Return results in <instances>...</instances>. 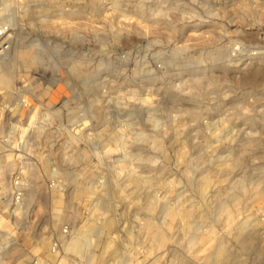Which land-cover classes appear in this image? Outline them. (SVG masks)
<instances>
[{
  "label": "rangeland",
  "instance_id": "1",
  "mask_svg": "<svg viewBox=\"0 0 264 264\" xmlns=\"http://www.w3.org/2000/svg\"><path fill=\"white\" fill-rule=\"evenodd\" d=\"M32 4L16 36L46 54L18 40L5 62L0 162L34 164L36 247L69 224L102 264L120 242L129 264H162L179 218L217 199L232 233L236 213L257 211L264 264V0Z\"/></svg>",
  "mask_w": 264,
  "mask_h": 264
},
{
  "label": "built area",
  "instance_id": "2",
  "mask_svg": "<svg viewBox=\"0 0 264 264\" xmlns=\"http://www.w3.org/2000/svg\"><path fill=\"white\" fill-rule=\"evenodd\" d=\"M33 1L0 0V76L14 50L18 5L31 7ZM33 166L26 157L16 164L0 162V264H102L103 250L97 241L86 242L80 250L75 249L69 224L52 233L46 247H36L37 240L29 233L35 211L26 193ZM4 169L9 170L6 172L7 188L1 186L5 179ZM223 204V201L212 199L199 211L179 218L170 233L171 257L164 259L162 264H258L257 211L236 213V228L242 231L232 233L220 213ZM105 228L104 221H95L97 240L109 236L111 230ZM123 248H128L126 242L116 244L105 264H129L124 251L121 252Z\"/></svg>",
  "mask_w": 264,
  "mask_h": 264
},
{
  "label": "bare ground",
  "instance_id": "3",
  "mask_svg": "<svg viewBox=\"0 0 264 264\" xmlns=\"http://www.w3.org/2000/svg\"><path fill=\"white\" fill-rule=\"evenodd\" d=\"M54 2V1H53ZM95 2V1H94ZM110 2V1H109ZM49 3V2H48ZM140 4V3H139ZM137 6H138V4H136ZM135 5V6H136ZM100 6V5H99ZM113 6H114V8L116 7L117 8V4L114 2V4H113ZM49 7V6H48ZM48 7H46V8H48ZM121 7V6H120ZM25 9V10H24ZM28 9H30V6L29 5H26V6H21V5H18V8H17V12H16V22H15V26L17 25V22H18V19H20V17H21V14H22V12H23V10H24V12L26 11V10H28ZM49 9V8H48ZM52 9V8H51ZM121 10V9H120ZM63 11V10H62ZM23 12V13H24ZM39 12H42L41 10L39 11ZM119 12V11H118ZM118 14V13H117ZM25 15H27V12H26V14ZM121 15H123L124 16V18H126L127 20L128 19H130V18H128V16H127V14L125 13H123V14H121ZM41 16H47L48 17V14L47 15H40V17ZM52 16V15H51ZM150 16V15H149ZM163 16V15H162ZM55 17V16H54ZM119 17V16H118ZM125 19V20H126ZM42 20H44V19H42ZM167 21V20H166ZM18 40H21L22 42H25V40H27L26 38H23V37H20V35H17L16 36V41H15V45H16V42L18 41ZM22 42H21V44L19 45V48H22V47H30L31 45L32 46H36L37 48H39V55H40V57L42 56V60L44 59V55L46 54V48H44V47H42V45L40 44V43H34V42H25V43H23L22 44ZM54 49H52L53 50V54H54V52H58L59 51V48H60V46L59 45H55L54 47H53ZM14 49H15V46H14ZM13 52H14V50H13ZM41 52V53H40ZM13 54V53H12ZM11 54V55H12ZM56 54V53H55ZM46 59V58H45ZM13 64H11V60L7 63V64H5L4 65V70H3V72H2V74H1V76H0V84H2V85H5V84H7L8 82H9V77L11 76V72L14 70V68H13ZM80 66H79V64L78 63H73L72 64V66L70 67V69H71V71H72V73L74 74H76V75H80L81 74V70H80V68H79ZM86 124V123H85ZM84 124V125H85ZM245 128V127H244ZM232 134V133H231ZM233 135V134H232ZM94 231V230H93ZM83 234V235H82ZM91 234V233H90ZM89 234V235H90ZM83 236H86V238L88 237L87 236V234H85V232L84 233H81L80 235H78V236H76L77 237V239L79 238V240L80 241H84V237ZM94 236H95V233H94ZM89 239V238H88ZM90 240V239H89ZM89 240H86V241H88V243H90V241ZM75 241V240H74ZM85 241V242H86ZM75 244V242H73V245ZM83 244H85V243H81V247L83 246ZM75 248H76V246H75ZM80 249V248H79Z\"/></svg>",
  "mask_w": 264,
  "mask_h": 264
}]
</instances>
